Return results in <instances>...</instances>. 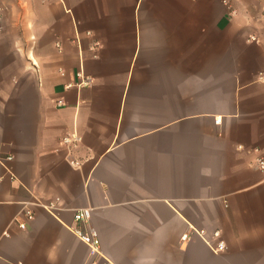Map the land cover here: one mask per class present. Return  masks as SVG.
Returning <instances> with one entry per match:
<instances>
[{
	"label": "crops",
	"instance_id": "0c3cea01",
	"mask_svg": "<svg viewBox=\"0 0 264 264\" xmlns=\"http://www.w3.org/2000/svg\"><path fill=\"white\" fill-rule=\"evenodd\" d=\"M0 3V264H264L260 3Z\"/></svg>",
	"mask_w": 264,
	"mask_h": 264
},
{
	"label": "built area",
	"instance_id": "2783aa9c",
	"mask_svg": "<svg viewBox=\"0 0 264 264\" xmlns=\"http://www.w3.org/2000/svg\"><path fill=\"white\" fill-rule=\"evenodd\" d=\"M254 1L261 4V12H262V16H264V0H254ZM225 4L228 6L230 14H232L234 12L232 6L228 4V2H225ZM2 14H3V6L0 3V20L2 18ZM255 39L256 38L254 36L250 37V40L255 41ZM81 84H89V80H83ZM58 103L61 104L62 102L59 101ZM216 122H218V120H216ZM78 141H79V138L76 135L67 136L63 139L64 143H75L76 144V142ZM10 159L11 157H7L5 159L0 158V163L6 160H10ZM255 165L258 169L264 171V158H258L255 162ZM44 208L52 212L54 209V205L50 203V204L45 205ZM25 215H26L27 220H31L33 218V214L29 210L25 212ZM90 216H91V211L89 208L77 210L74 214V221L77 223H80L82 227L81 228H69V230L74 234L76 238H78L83 244H85L88 247L90 255L95 256L99 254L100 252V239L98 237L96 230L88 226ZM19 228L25 229L26 224L24 222H21L19 224ZM194 233H196L213 252L217 253V252L224 251L226 249L225 243L219 240L220 234L218 231L213 233V238L215 240L214 243L208 240L206 233L203 230L195 231ZM183 239H186V236Z\"/></svg>",
	"mask_w": 264,
	"mask_h": 264
}]
</instances>
